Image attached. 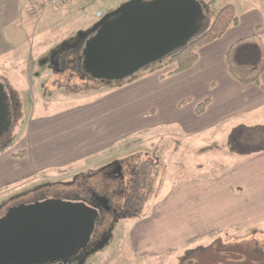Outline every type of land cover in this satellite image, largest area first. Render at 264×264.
<instances>
[{
	"label": "rangeland",
	"instance_id": "1",
	"mask_svg": "<svg viewBox=\"0 0 264 264\" xmlns=\"http://www.w3.org/2000/svg\"><path fill=\"white\" fill-rule=\"evenodd\" d=\"M127 1L70 0L59 6H44L42 0H0V83L8 98L11 118L0 144L14 137L10 148L17 153L20 149L16 147L23 145L29 135L38 161L41 155L56 154L67 159L77 155L75 153L95 151L104 145L108 134L109 138L116 139L112 148L95 152L93 158H84L82 165L71 167L67 174H54L30 183L5 198L6 201L0 202V217L12 205L33 202L40 196H83L78 190L79 182L99 190L102 187L100 169L110 161H120L123 179L107 183L109 204L116 212H106L110 219L106 225V241L89 254L78 253L70 264H264L261 163L256 170L259 174H251L247 180L251 187L255 184L254 188L245 194V198L259 201V221L252 215L256 214L257 207L249 205L240 215L241 220L231 226L229 221L222 225L224 210L232 209L231 206L211 205L194 220L190 218L195 215L190 207H178L172 202L162 204L180 185L201 177L197 164L214 159L222 162L220 166L228 165L239 161L241 156L228 139L230 130L237 126L235 118L213 127L206 126L212 112L193 114L194 108L204 102L199 99L198 90L205 88L208 77L197 74L192 79L197 92L181 93L180 81L172 77L175 74H168L175 68L174 64L154 69L163 65L168 55L124 79L111 82L71 75V65L63 69L57 67L62 71L52 69L50 55L57 48L71 45L79 33L88 34L102 16ZM198 1L204 5V19L197 35L208 28L225 4L236 6L242 20V24L231 31L241 29L248 20L256 21L264 29V0ZM33 6L41 11L31 15L29 10ZM182 98L186 101L179 108L176 100ZM168 119L192 123L198 138L187 142V148L180 147L177 138L184 132L167 123L156 127ZM258 125L264 123L252 127ZM176 144L184 160L179 161L178 155H172ZM190 150L192 154L202 153L203 157L189 159L186 151ZM166 153L171 154L164 165L160 157ZM33 160L34 156L26 158L18 167L23 170ZM145 161L156 164L154 183L141 214L129 216L133 213V203L142 193L138 188L137 193L130 194L136 189L135 175ZM165 167L168 173L165 171L162 175Z\"/></svg>",
	"mask_w": 264,
	"mask_h": 264
},
{
	"label": "water",
	"instance_id": "2",
	"mask_svg": "<svg viewBox=\"0 0 264 264\" xmlns=\"http://www.w3.org/2000/svg\"><path fill=\"white\" fill-rule=\"evenodd\" d=\"M198 0H129L94 23L81 49L90 79L121 80L161 61L197 35ZM85 35V34H84ZM0 83V138L11 118ZM98 211L81 198H45L12 205L0 217V264L68 263L84 251Z\"/></svg>",
	"mask_w": 264,
	"mask_h": 264
},
{
	"label": "crops",
	"instance_id": "3",
	"mask_svg": "<svg viewBox=\"0 0 264 264\" xmlns=\"http://www.w3.org/2000/svg\"><path fill=\"white\" fill-rule=\"evenodd\" d=\"M233 7L238 17V23L235 27H229L219 39L200 47L197 50V59L189 69L172 75V77H175L180 81L179 89L181 93L197 92V89L193 87L194 85L192 82L193 77L197 74L202 75L205 78L208 77L205 88L198 90L200 92L199 99L207 101L204 107L205 110L203 109V111L206 112L207 110V113L212 112V117L207 121L206 126L214 127L232 117L237 120V123H235L237 126H234L235 128L241 125L252 126L264 123V88H262L261 85L239 83L228 73L225 61V54L228 47L235 40L243 36L257 34L264 42V29L260 28L262 27L261 24H256V21L248 20L243 23L241 29L239 28L236 29V31H231L232 28H237L242 24L240 15L237 14L236 6L233 5ZM202 50L205 51L202 52ZM260 80L261 84L264 85V71L261 74ZM207 89L209 92L206 91ZM108 99L109 97H107L106 100ZM185 99L186 98L176 100L179 108L184 104V101H186ZM193 112V114L196 113V107ZM213 115L215 116L213 117ZM165 123L172 125L173 127H178V130L182 133L184 132L183 135L180 134L181 136L179 135L177 138L180 147L187 148V145L185 144L194 141L195 138H198L199 136L194 134L196 133V130L190 122L185 124L180 120L168 119L162 121V123L158 124L156 127L163 126ZM234 127L232 128L233 130L235 129ZM233 130H230L229 133L228 139H230V141ZM26 139L27 141L23 145H18L16 147L20 149L19 151L25 152H23V155L15 156L16 152L14 151H16V149L10 147V149L8 148L0 152V202L6 201L13 196V194L19 192L30 183L53 177L54 174H67L71 167L82 165V160L84 158H93L96 154L95 152L112 148L116 143L114 136L109 138L108 134L107 140H103L104 145L95 151L91 150L87 153L72 152L77 155L68 157L67 159L56 156V154L51 155L48 151L47 154H50V157L48 155H38L42 159L37 161L34 155L36 147L31 143L29 135L26 136ZM176 147L177 144L173 147L172 155H178L177 158L179 161L184 160L179 154L182 150H176ZM186 153L189 159L194 158L196 160L197 156L203 157L202 153L201 155L195 154V152L192 154L191 150L186 151ZM169 154L171 153H166V155L163 154L160 157V163L162 161L164 165H166V158L169 157ZM240 155L239 161L236 160L233 162L232 160L233 164L226 165L223 163L225 165L220 166V163L222 162L219 160L214 161V159H209L207 162L203 161L202 165L197 164L196 167L199 168L201 177L198 178L197 181L196 179H193L189 183L185 182L180 185V188L177 189V191H172L169 196H166L162 201V204L172 202L173 205L178 207L181 205L188 206L191 208V212L195 213L193 217H190L194 220L199 212L203 215L210 209L209 206L211 205H224V207L231 206L232 209L224 210V216L222 218V225L229 221L231 226H234L235 223H238V221L241 220L240 215L243 214L245 206L248 208L249 205L250 207H257V210H255L256 214L252 215L253 217L257 216L259 221L261 219L259 217L260 210L258 211L260 205L259 201L254 200L253 197L245 198V194L246 191H251L255 186V184H253L254 186L252 185L251 187L247 180L250 177L249 175L254 173L256 175L259 174L256 170L259 169L260 166H257L260 165V163L262 164L260 179L262 181L261 184L264 185V150L251 153H240ZM33 156L34 160L30 163L29 167H27L26 164H24L26 165V168L23 170L18 167L20 164L19 162H23L24 159L29 157L33 159ZM51 160H53V162H51ZM89 164L87 162V165ZM154 167L156 172L157 167L155 163ZM192 167H194V164H192ZM187 169L193 171V168H189L188 166ZM213 170H215V172H213ZM165 171H168L167 167L163 169L161 174L163 175ZM212 173L215 174V176H213ZM58 175L56 176L59 177ZM162 180L163 176L161 182ZM250 182L253 181L251 180ZM5 198L6 200H4ZM227 211H231V213H227Z\"/></svg>",
	"mask_w": 264,
	"mask_h": 264
},
{
	"label": "trees",
	"instance_id": "4",
	"mask_svg": "<svg viewBox=\"0 0 264 264\" xmlns=\"http://www.w3.org/2000/svg\"><path fill=\"white\" fill-rule=\"evenodd\" d=\"M238 23V17L232 4L223 5L214 15L210 25L201 34L196 35L185 46L170 54L163 65L174 64L175 68L168 74H176L189 69L197 59V50L214 40L219 39L226 30ZM225 61L228 73L241 84H261V74L264 71V42L257 34H250L235 40L227 49ZM151 69L150 72H153ZM204 101L196 109L201 113L206 105ZM14 137H10L6 142L0 144V152L12 146ZM232 147L240 153H251L264 150V125L239 126L234 129L231 136ZM23 155V151L15 156ZM154 164L145 161L137 175L138 183L132 195L137 193L138 188L142 193L138 196L134 204L135 214L140 215L147 200L151 186L154 183Z\"/></svg>",
	"mask_w": 264,
	"mask_h": 264
},
{
	"label": "flooded vegetation",
	"instance_id": "5",
	"mask_svg": "<svg viewBox=\"0 0 264 264\" xmlns=\"http://www.w3.org/2000/svg\"><path fill=\"white\" fill-rule=\"evenodd\" d=\"M92 33H88L84 35L83 33H79V35L76 37V40L71 44H64L61 45L59 48H57L56 51H54L50 55V61H51V67L53 70H57V67L66 68L67 66H72V71L70 74H76L78 77H81V79H84L87 75L83 73V70L81 68V49L84 45V40H86L88 37H90ZM59 62V63H58ZM66 66V67H65ZM59 71L61 69H58ZM62 71V70H61ZM89 78V77H88ZM8 101V98H7ZM8 103V102H7ZM142 166V165H141ZM141 169V167H140ZM101 170V183L102 187L99 190H94L92 187H89L84 184V182H79V188L83 193V196H73V198H81L86 203L91 204L93 207H95L98 211V215L95 220V226L93 231L90 233L89 242L85 248L84 251H79L78 253L82 254H89L90 252L94 251L98 247H102V245L106 241L107 232L108 229L106 228L107 223L109 222V218L106 215V212H116L115 209H111L109 197L107 193V183L109 181H119L123 179V172L122 167L120 165V161H110L106 163ZM140 171V170H139ZM136 177V185L138 183L137 175ZM121 184V183H119ZM135 185V186H136ZM134 191V190H133ZM132 194V191L131 193ZM41 198L38 197L36 199ZM62 198H72V197H62ZM35 199V200H36ZM34 200V201H35ZM127 200V198H126ZM125 200V201H126ZM29 203V202H24ZM18 204V203H17ZM135 202L133 203L134 206ZM133 213H131L129 216L136 215L135 214V208L132 210ZM115 216H119V214H116ZM113 216V217H115ZM121 217V216H120ZM78 253L66 264H70L73 262L75 257L78 255ZM43 264H62L61 262H55V263H43Z\"/></svg>",
	"mask_w": 264,
	"mask_h": 264
},
{
	"label": "built area",
	"instance_id": "6",
	"mask_svg": "<svg viewBox=\"0 0 264 264\" xmlns=\"http://www.w3.org/2000/svg\"><path fill=\"white\" fill-rule=\"evenodd\" d=\"M67 1L69 0H42V4H44V6H59L66 3ZM38 10L41 9H37L36 7H33L32 9L29 10V13L32 15L36 13Z\"/></svg>",
	"mask_w": 264,
	"mask_h": 264
}]
</instances>
